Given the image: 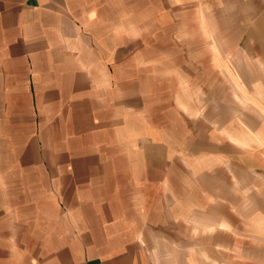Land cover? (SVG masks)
Instances as JSON below:
<instances>
[{"label": "crops", "instance_id": "obj_1", "mask_svg": "<svg viewBox=\"0 0 264 264\" xmlns=\"http://www.w3.org/2000/svg\"><path fill=\"white\" fill-rule=\"evenodd\" d=\"M185 4L0 0V264H264V31Z\"/></svg>", "mask_w": 264, "mask_h": 264}, {"label": "rangeland", "instance_id": "obj_2", "mask_svg": "<svg viewBox=\"0 0 264 264\" xmlns=\"http://www.w3.org/2000/svg\"><path fill=\"white\" fill-rule=\"evenodd\" d=\"M185 6L179 5L176 11L177 20L171 24L170 30L188 32L189 37L184 42L192 41V45L199 48H212L218 46L227 48L228 54L223 56L227 63L242 62L238 60V37L245 31H264V0H187ZM137 24H131L132 30L138 31ZM126 27V24L117 23L116 28ZM184 34V33H183ZM205 51H198L194 57L206 60H215L214 54L207 55ZM220 56V55H219ZM214 59V60H213ZM212 67L211 75H218ZM198 74V71L195 72ZM197 79V78H196ZM198 80H195V83ZM237 94V93H236ZM229 96V97H228ZM227 100L233 101L228 95ZM211 97V96H210ZM238 97V94H237ZM260 260H264L262 256Z\"/></svg>", "mask_w": 264, "mask_h": 264}]
</instances>
